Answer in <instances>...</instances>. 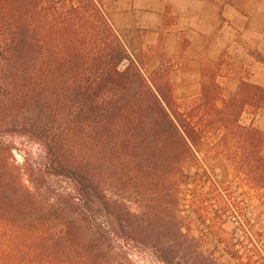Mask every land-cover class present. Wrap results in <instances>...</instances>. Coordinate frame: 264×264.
<instances>
[{"label": "trees", "instance_id": "trees-1", "mask_svg": "<svg viewBox=\"0 0 264 264\" xmlns=\"http://www.w3.org/2000/svg\"><path fill=\"white\" fill-rule=\"evenodd\" d=\"M261 110L264 88L245 80L227 98L211 82L178 103L160 70L146 74L124 47L101 0H0V264H131L116 240L163 264H214L174 216L177 181L220 133L219 153L264 199V135L241 122ZM8 138L39 146L38 167L18 165Z\"/></svg>", "mask_w": 264, "mask_h": 264}, {"label": "crops", "instance_id": "crops-1", "mask_svg": "<svg viewBox=\"0 0 264 264\" xmlns=\"http://www.w3.org/2000/svg\"><path fill=\"white\" fill-rule=\"evenodd\" d=\"M102 3L108 23L127 51L136 59L143 55V69L168 68L175 99H197L202 85L211 82L229 97L246 72L249 83L264 88V65L252 56H264V0ZM223 19L227 28L221 26Z\"/></svg>", "mask_w": 264, "mask_h": 264}, {"label": "rangeland", "instance_id": "rangeland-1", "mask_svg": "<svg viewBox=\"0 0 264 264\" xmlns=\"http://www.w3.org/2000/svg\"><path fill=\"white\" fill-rule=\"evenodd\" d=\"M229 1L225 0V3ZM101 6L104 13L102 0ZM221 26L228 27L225 19ZM252 56L257 61L264 57L259 53H252ZM136 61L142 66L143 55H139ZM159 70L168 79V68ZM143 71L151 74L157 70ZM249 76L250 74L246 72L244 80L248 81ZM194 100L177 101L187 106ZM241 122L243 125L253 122L264 135V110L255 116L244 113ZM219 136L220 133L208 134L196 147V159L185 163L183 176L178 179L175 189L178 207L174 210V216L182 222L183 233L195 241L196 251L208 262L264 264L263 192L252 189L245 176L233 168L224 154L219 153L221 152L217 145ZM7 141L12 142L16 148L13 155L18 165L25 159L38 167L43 157L39 146L19 138H8ZM47 183L57 188L59 192L71 191V186L63 180L49 177ZM116 195L118 200L126 197L119 192ZM128 206L138 211L139 206L134 200L129 202ZM115 244L121 247L131 264H163L150 249L137 245L127 246L119 240H116Z\"/></svg>", "mask_w": 264, "mask_h": 264}]
</instances>
